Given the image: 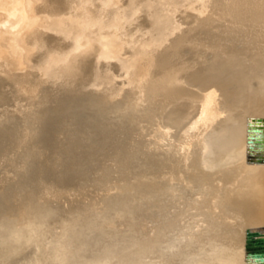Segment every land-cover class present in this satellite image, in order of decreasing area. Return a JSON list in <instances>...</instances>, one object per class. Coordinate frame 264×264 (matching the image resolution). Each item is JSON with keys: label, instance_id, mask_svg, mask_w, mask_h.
I'll list each match as a JSON object with an SVG mask.
<instances>
[{"label": "bare ground", "instance_id": "6f19581e", "mask_svg": "<svg viewBox=\"0 0 264 264\" xmlns=\"http://www.w3.org/2000/svg\"><path fill=\"white\" fill-rule=\"evenodd\" d=\"M0 264H264V0H0Z\"/></svg>", "mask_w": 264, "mask_h": 264}, {"label": "rangeland", "instance_id": "374dc122", "mask_svg": "<svg viewBox=\"0 0 264 264\" xmlns=\"http://www.w3.org/2000/svg\"><path fill=\"white\" fill-rule=\"evenodd\" d=\"M126 137V134L124 131H122L121 133H115V134H111L109 135L106 139L108 140H114V139H124Z\"/></svg>", "mask_w": 264, "mask_h": 264}]
</instances>
